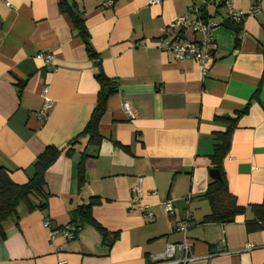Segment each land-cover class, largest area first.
I'll return each instance as SVG.
<instances>
[{"label":"crops","instance_id":"0c3cea01","mask_svg":"<svg viewBox=\"0 0 264 264\" xmlns=\"http://www.w3.org/2000/svg\"><path fill=\"white\" fill-rule=\"evenodd\" d=\"M59 1L0 0V167L22 185L47 147L63 150L46 173L48 209L21 212L18 222L4 224L0 264H153L167 244L184 240L174 228L185 221L196 258L191 264H264V231L248 234L243 217L228 225L200 223L210 213L202 196L210 182L214 136L226 129L218 119L234 118L248 105L223 167L239 205L264 203V0H162L155 6L149 0H115L106 9L100 0H76L101 69L118 85L100 121L99 148L87 138L70 145L96 108L100 69ZM225 2L246 18L213 29L217 50L207 76L198 63L178 62L157 47L178 17L197 19L192 9L203 8L218 20ZM255 6L260 11L251 15ZM44 52L54 55L53 72L37 58ZM45 88L52 108L41 120ZM84 152L90 157L79 190ZM139 177L153 221L132 209ZM92 197L102 200L95 219L120 233L112 247L89 225L69 242L61 233L50 238ZM165 199L172 200L174 217L162 212Z\"/></svg>","mask_w":264,"mask_h":264},{"label":"trees","instance_id":"16d2710c","mask_svg":"<svg viewBox=\"0 0 264 264\" xmlns=\"http://www.w3.org/2000/svg\"><path fill=\"white\" fill-rule=\"evenodd\" d=\"M59 9L62 14H65L70 18L74 29L78 32L86 46L89 57L97 62L98 69H100L96 75V80L100 85L96 108L84 131L78 136V138L70 142V145H75L80 138H87L88 145L99 148L103 141V138L99 133L100 121L106 111V103L108 99L118 91L117 81L109 79L102 71L101 59L92 48L90 35L77 1L60 0ZM201 12L202 19L208 21L210 18L205 9H201ZM228 23L241 24L242 21H226L224 24L227 25ZM238 32L239 30H236V33ZM248 112L249 105L245 107L244 110L238 112L234 118H225L223 120L218 119V121H221L226 125V129L223 133H217L214 136V149L209 156V173L211 171H217L219 177L213 178L210 175L208 188L202 196V198L206 199L210 204V213L203 218L200 222L201 225H228L235 223L239 217H243L248 234L264 231V203L251 205L249 207L239 205L236 198L230 193L223 167L224 160L229 155L232 134L236 129L240 118ZM71 153L72 150L65 152L69 157L71 156ZM62 154L63 150L51 146L47 147L35 160L32 176L22 185L16 184L10 176V172L5 168L0 167V235L2 238L5 236L4 224L12 220L18 222L21 212L32 214L36 211H46L48 209L50 194L46 189V173ZM88 157H90V155L84 152L78 162L79 190H81L86 184L84 163ZM101 204V198L92 197L89 203L72 210L70 212L71 222L69 225L75 229L74 233L76 237L85 225L92 226L100 233L104 242L109 247H112L117 239H119L120 233L108 232L95 219L93 210Z\"/></svg>","mask_w":264,"mask_h":264},{"label":"built area","instance_id":"2783aa9c","mask_svg":"<svg viewBox=\"0 0 264 264\" xmlns=\"http://www.w3.org/2000/svg\"><path fill=\"white\" fill-rule=\"evenodd\" d=\"M162 0H149L151 6L160 5ZM100 8H112L115 5V0H100ZM203 8H193L192 11L197 15V19H190L189 16L178 17L167 29L165 35L157 42V47L164 53L169 54L174 60L184 62L192 60L202 67V73L207 76L210 64L214 60V54L217 50L216 42L212 35L214 28L223 25L226 21L241 22L246 18V14L236 10L229 2L224 4V16L218 20L202 19ZM260 11L258 6H255L251 15H256ZM172 35V38L169 36ZM42 60L49 71L55 70V58L52 53L44 52L37 56ZM49 89L45 88L43 92L44 105L38 116L41 120L48 118L52 104L48 99ZM126 115L130 119L135 118V114L129 103L123 105ZM143 178L139 177L136 184L132 188V209L142 212L149 221L155 219V214L150 209L149 205L143 204L142 201L146 195L143 187ZM161 210L166 216L174 217L176 210L172 200L165 199L160 203ZM46 228L50 227L49 221L44 222ZM175 231L184 235V240L180 243L167 244L163 253L156 256L153 264H191L196 260L192 252V243L188 240L187 233L190 229V222H183L175 225ZM75 229L68 225L61 230L50 231V238H54L58 233H61L67 242L74 240L76 235ZM253 248L248 246L247 249Z\"/></svg>","mask_w":264,"mask_h":264},{"label":"water","instance_id":"95a60500","mask_svg":"<svg viewBox=\"0 0 264 264\" xmlns=\"http://www.w3.org/2000/svg\"><path fill=\"white\" fill-rule=\"evenodd\" d=\"M210 175H211V177H213V178H218V177H219V174H218L217 171H211V172H210Z\"/></svg>","mask_w":264,"mask_h":264}]
</instances>
